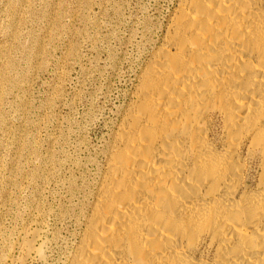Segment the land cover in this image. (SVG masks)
<instances>
[{"label": "bare ground", "instance_id": "6f19581e", "mask_svg": "<svg viewBox=\"0 0 264 264\" xmlns=\"http://www.w3.org/2000/svg\"><path fill=\"white\" fill-rule=\"evenodd\" d=\"M165 30L61 264H264V0H182Z\"/></svg>", "mask_w": 264, "mask_h": 264}, {"label": "rangeland", "instance_id": "374dc122", "mask_svg": "<svg viewBox=\"0 0 264 264\" xmlns=\"http://www.w3.org/2000/svg\"><path fill=\"white\" fill-rule=\"evenodd\" d=\"M180 1L0 0V264H61Z\"/></svg>", "mask_w": 264, "mask_h": 264}]
</instances>
